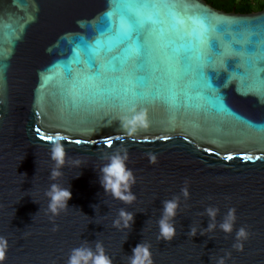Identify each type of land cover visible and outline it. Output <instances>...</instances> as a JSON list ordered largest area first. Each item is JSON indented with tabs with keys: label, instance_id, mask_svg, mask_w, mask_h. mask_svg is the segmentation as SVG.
<instances>
[{
	"label": "water",
	"instance_id": "1",
	"mask_svg": "<svg viewBox=\"0 0 264 264\" xmlns=\"http://www.w3.org/2000/svg\"><path fill=\"white\" fill-rule=\"evenodd\" d=\"M186 2L219 17L224 27L264 24V10L228 14L204 0ZM108 10V0H0V236L9 245L3 264H67L71 250L86 241L93 250L100 241L113 264H130L140 243L151 246L153 264H217L220 257L226 264H264V131L243 122L264 124V101L236 91L233 80L222 89L233 115L217 111L211 98L197 101L199 108L137 105L147 109L150 127L135 138L114 119L127 109L73 106L59 64L72 57L77 37L95 38ZM234 66L244 71L243 65ZM36 128L52 140H39ZM57 137L67 163L53 181L50 150ZM109 139L111 147L105 143ZM123 150L136 181L131 205L113 199L99 183L107 157ZM52 183L72 193L58 216L47 212L45 193ZM185 186L188 199L181 193ZM174 197L180 208L176 236L168 242L157 238L158 221L163 202ZM207 207L219 209L216 230L189 237L191 226L202 230L211 222ZM229 208H235L236 222L226 235L219 223ZM120 209L135 215L131 229L113 227ZM241 227L249 235L243 250H236Z\"/></svg>",
	"mask_w": 264,
	"mask_h": 264
},
{
	"label": "snow or ice",
	"instance_id": "2",
	"mask_svg": "<svg viewBox=\"0 0 264 264\" xmlns=\"http://www.w3.org/2000/svg\"><path fill=\"white\" fill-rule=\"evenodd\" d=\"M108 4L95 38L77 37L72 57L59 64L71 85L73 106L128 110L161 102L170 109L199 108L197 101L211 98L217 111L233 115L222 93L233 80H238L236 91L264 101V24L224 27L219 17L194 10L186 0ZM243 122L264 131V124ZM35 131L39 140H52L40 128Z\"/></svg>",
	"mask_w": 264,
	"mask_h": 264
},
{
	"label": "clouds",
	"instance_id": "3",
	"mask_svg": "<svg viewBox=\"0 0 264 264\" xmlns=\"http://www.w3.org/2000/svg\"><path fill=\"white\" fill-rule=\"evenodd\" d=\"M126 115H116L114 119L119 120L122 129L129 138H135L137 133L141 130H147L150 127V118L147 109H137L133 107L127 110ZM61 138L53 142L50 150V158L54 162L55 167L51 172V179L56 181L62 176L61 169L67 163V153ZM111 147V145H108ZM148 159L151 163L157 162V157L154 154H149ZM108 162L100 169L99 183L104 189V192L110 194L113 199L120 200L125 204L131 205L136 201V196L132 192V186L135 184V177L130 169L127 168L126 162L128 154L126 150L116 152L107 157ZM74 166L79 167L80 161H73ZM181 193L185 199L189 198V191L187 186L181 189ZM45 195L48 197L47 212L52 216H58L61 212L69 207V201L72 199L70 188L61 187L58 183H52ZM96 208V205H93ZM180 208V198L174 197L171 200L163 202V212L159 225L158 239L164 241H172L176 236V227L174 219ZM205 213L209 220L207 228L198 230L195 226H191L187 235L191 238L199 235H204L206 232H213L217 228L216 217L219 214V209L215 207H207ZM135 221V215L124 209H120L118 218L113 221V227L118 229H131ZM236 222L235 208H229L223 221L219 223V229L226 235H229L234 230ZM55 230V229H54ZM249 233L243 227L236 231V243L233 248L236 250H243V241L248 238ZM8 240L0 236V264H3L6 259V252L8 250ZM151 246L146 243H140L132 249L130 257V264H153ZM230 256V253L226 254ZM67 264H113L111 257L105 251L103 244L96 241L95 249L88 246L86 241L84 245L73 248L68 257ZM217 264H226L225 258L220 257Z\"/></svg>",
	"mask_w": 264,
	"mask_h": 264
},
{
	"label": "trees",
	"instance_id": "4",
	"mask_svg": "<svg viewBox=\"0 0 264 264\" xmlns=\"http://www.w3.org/2000/svg\"><path fill=\"white\" fill-rule=\"evenodd\" d=\"M214 9L228 14L249 15L264 10V0H204Z\"/></svg>",
	"mask_w": 264,
	"mask_h": 264
}]
</instances>
